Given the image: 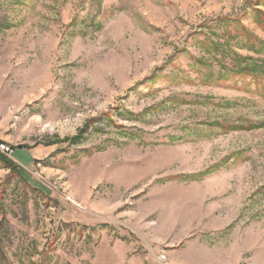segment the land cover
<instances>
[{
    "label": "rangeland",
    "instance_id": "rangeland-1",
    "mask_svg": "<svg viewBox=\"0 0 264 264\" xmlns=\"http://www.w3.org/2000/svg\"><path fill=\"white\" fill-rule=\"evenodd\" d=\"M0 264H264V0H0Z\"/></svg>",
    "mask_w": 264,
    "mask_h": 264
},
{
    "label": "built area",
    "instance_id": "built-area-1",
    "mask_svg": "<svg viewBox=\"0 0 264 264\" xmlns=\"http://www.w3.org/2000/svg\"><path fill=\"white\" fill-rule=\"evenodd\" d=\"M12 149L6 143L0 142V152L6 154L8 157L12 155Z\"/></svg>",
    "mask_w": 264,
    "mask_h": 264
},
{
    "label": "trees",
    "instance_id": "trees-1",
    "mask_svg": "<svg viewBox=\"0 0 264 264\" xmlns=\"http://www.w3.org/2000/svg\"><path fill=\"white\" fill-rule=\"evenodd\" d=\"M1 156H3L1 153H0ZM4 158H6L5 156H3Z\"/></svg>",
    "mask_w": 264,
    "mask_h": 264
}]
</instances>
